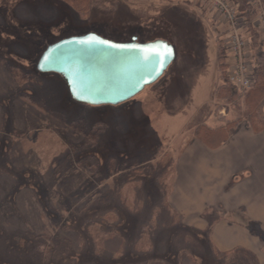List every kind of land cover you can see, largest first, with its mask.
Segmentation results:
<instances>
[{"label":"rangeland","instance_id":"1","mask_svg":"<svg viewBox=\"0 0 264 264\" xmlns=\"http://www.w3.org/2000/svg\"><path fill=\"white\" fill-rule=\"evenodd\" d=\"M119 1L116 8L106 0L88 15L78 0V17L54 0H0V264H164L133 256L134 246L154 248L156 255L171 248L180 251L177 264H200L188 253L213 250L205 252L198 241L215 247L209 229L186 225L195 222L192 214L171 215L174 168L196 128L238 119L240 133L222 152L192 151L204 168L194 169L191 185L178 186H186L190 198L204 188L207 226L228 223V245L236 248L220 250L219 264H264V134L245 129L246 93L234 99L217 93L215 39L222 27L213 29L214 13L185 0ZM129 28L166 38L176 57L155 84L125 103L74 104L61 79L35 72L40 55L57 41L85 31L125 35ZM246 217L261 226L251 227ZM147 220L158 229L155 239L145 230L136 240ZM179 224L191 230L184 254L171 234Z\"/></svg>","mask_w":264,"mask_h":264},{"label":"water","instance_id":"2","mask_svg":"<svg viewBox=\"0 0 264 264\" xmlns=\"http://www.w3.org/2000/svg\"><path fill=\"white\" fill-rule=\"evenodd\" d=\"M175 57L174 47L161 39L119 43L91 32L49 45L35 68L60 76L74 102L112 107L155 84Z\"/></svg>","mask_w":264,"mask_h":264},{"label":"trees","instance_id":"3","mask_svg":"<svg viewBox=\"0 0 264 264\" xmlns=\"http://www.w3.org/2000/svg\"><path fill=\"white\" fill-rule=\"evenodd\" d=\"M54 1L57 3H62L69 10L74 12V14H76L78 17H80L82 15V13L80 12V10L82 9V6L81 7H74L73 6V4L78 0H54ZM80 1H83L82 5H84V2L86 3L87 8H86L84 13H86V14L88 13V15L90 14V12L92 10L99 9L103 6V4L105 5V3H106V0H80ZM117 2L119 4L120 1L119 0H109V3H111L116 8L118 7ZM235 2H236V4L239 5V9L244 13V17H245V20L247 23V32H248V35L250 37V41H251V45H252V50H253V59H252L253 60V70H252L253 84L249 90L239 91V90L235 89L234 87H232L227 82V79H226L227 55L222 48H218V50H217V66H218L219 73H220V79L222 80L223 85L218 88L217 93L219 94V97L224 98V99L227 98V96H225V93L228 94L229 98H232V99L235 98L237 92L238 93L239 92L246 93V95L243 97V104H244V108H245V111L243 113V117L245 120L244 123L248 129H250L253 133L257 134V133H261L264 131V113L261 111V107L264 106V39L254 29H252L251 23H252V20L255 16L256 12L250 7V5H248L245 2V0H236ZM109 13H111V12H109ZM88 32L89 31H85V32H82L80 34H85ZM126 32H128V34H125L126 36L124 35L125 31H122V30L117 31V32L112 31L111 34L110 33L108 34V32H105V30L98 31L96 33L98 35L104 37V38H107V39H110V40H113L116 42H129L131 37H133V36H136L138 38V41L141 43L150 42V41H153L156 39H162V40H166L167 42L172 44L176 50V47L174 46V44L172 42H170L169 40H167L166 38H162L161 36H155L152 38V36L149 35L150 31L146 32V31H142V29L132 30L131 28H129L128 30H126ZM153 34H158V31L157 30L153 31ZM35 72H37L36 69H35ZM40 75L46 76L48 74H40ZM50 75H52L54 78L61 79L58 75H55V74H50ZM61 81H62V79H61ZM65 87H66V85H65ZM66 90H67V87H66ZM67 92H68V90H67ZM68 95H69V93H68ZM229 98H228V101H229ZM73 103L76 104L75 102H73ZM102 108H105V107H102ZM238 120L235 121V123H237ZM235 123H233V121H230L226 124L225 127L219 128L217 130L209 129L206 126H200L196 129V131L194 132V135H195V138H197L200 142H202L208 148L216 149V148L222 146L224 143H226L231 138V136L234 134V131L238 127L237 125L240 124V121L237 124H235ZM78 124H79V122H78ZM156 207L158 208V206H156ZM150 217H151V215H150ZM148 221L149 220H147L146 224L143 225L142 228L140 229V231L138 233V237L136 238V240H140L142 238V236L144 234L143 232L145 230H148V232H149L148 233L149 239L153 238L154 234H152V231L154 230V232H156L155 230H158V229L157 228L156 229L148 228V226L151 227ZM248 223H249V225H251V227L258 226V224L252 223L250 221H248ZM160 231L164 232L162 229H160ZM174 231L175 232L179 231V233H173ZM188 231H191V230L188 229L187 226H185L184 224L176 225L175 230L171 231V234L177 235V241L182 246L181 251H183L182 252L183 254L187 252L188 248H186V246L188 247V245L190 243H192V240L187 241V239L189 238L188 237L189 235L187 234ZM192 232H195V231H192ZM251 233H253V231H251ZM206 236L209 237V234H206ZM192 237H195V236L193 235ZM153 239H155V237ZM193 240H195V242H196V239H193ZM136 242L137 241L133 242V244H132V242H130V244L133 246L136 244ZM151 242H153V241L151 240ZM198 242L202 246V248H204L205 252H206V249L208 251L210 250V248H211V250H213L212 254L210 253L211 250L209 252L212 255V257H211V255L209 256L207 252H206V255H203V256L200 255L199 253L198 254L188 253V254H190L192 256L195 255V257H198L200 264H219L217 262V260L220 257V254L216 250L212 249V246L207 241V239L204 238ZM134 247H132L133 251L130 250L132 255L135 257L136 256L141 257L142 260H145V262H149L151 260H154V261L161 262L164 264H177L178 263V257H179L178 253L180 251L177 252V250H176V252H175V250L168 248V249H165L164 252H162V254L158 253V255H156L155 254L156 251L154 250V248H152L153 249L152 251L143 252V251H137L136 249H134ZM171 257H172V259H171ZM167 259H170V260H167ZM175 260H176V262H174Z\"/></svg>","mask_w":264,"mask_h":264},{"label":"crops","instance_id":"4","mask_svg":"<svg viewBox=\"0 0 264 264\" xmlns=\"http://www.w3.org/2000/svg\"><path fill=\"white\" fill-rule=\"evenodd\" d=\"M178 1V0H176ZM236 1V0H234ZM185 3H187L190 6H193L195 9H198L201 12H205L206 10H208V12L210 13H214L212 11V9L210 8V6L206 3H204L202 0H185ZM237 6H239L237 4ZM213 29H217L219 27H222V31H220L219 33H217L216 37L218 35H222L227 27L226 24L224 23V21H222L217 14H213L212 17V23H211ZM217 32V31H216ZM217 49V48H216ZM217 60V57H216ZM217 62V61H216ZM218 69V66H217ZM219 71V69H218ZM220 77V74H219ZM221 80V79H220ZM222 86V83L221 85ZM219 86V87H220ZM218 87V88H219ZM217 88V89H218ZM216 114V113H215ZM221 114V112H220ZM201 126H206V125H201ZM241 125H239L236 130L234 131V134L231 136V138L224 143L222 146L216 148V149H211L208 148L207 146H205L202 142H200L197 138H195V140H193L190 144H189V149L186 151L185 155L181 157V159L178 160L175 168H174V173H175V178L173 180H171V185L173 188H171V193H169L167 200H168V205L171 207V209L173 210V213H171V215L173 214H177V216H181L183 217V215H188V214H192L195 222L194 223H185L187 226L189 227H193L199 231H206L209 229V238L211 237L213 245H214V249L216 250V248L218 250H216L218 253L222 252H226L229 253L231 252L234 248H236V246H231L228 245V239L233 237V236H226L227 232H229V228L226 229L228 223L225 220L222 221H218L214 226H207V223L205 221V219L203 218V216L206 214L207 211H209L210 206L208 204H203V201H209V198H207V195H204V188H202L199 192V194H197L199 196V198H196L197 195L193 196V197H189V193H188V188L185 186L183 187V189H179L178 183H186L191 185L193 183L194 177H195V170L194 169H203L204 168V163L202 160L198 161L197 159H193L192 158V151L196 150L197 153L199 152H208L211 153H217V152H222L225 147L227 145H229V142L234 138L235 136L240 133V128ZM200 127V126H199ZM208 127V126H206ZM209 129L212 130H217L220 127L217 128H210ZM197 129V128H196ZM245 129L252 135L254 136H259L261 134H264V131L261 133H253L250 129H248L245 126ZM188 152V153H187ZM191 154V155H190ZM198 155V154H197ZM196 155V157H197ZM207 168V166H205V169ZM202 171V170H200ZM246 175L249 176L250 173L246 172ZM206 176L202 177V181H198V184L201 186L202 184L200 183H205L206 180ZM203 187V185H202ZM195 188L194 186L191 187ZM193 190H191L192 192ZM210 202V201H209ZM222 208H224V206H222ZM199 210V212H198ZM234 210L233 207L230 208V211ZM240 210V209H238ZM175 212V213H174ZM245 216V215H244ZM247 220H249L252 223L258 224L254 221H252L251 219H249L248 217H246ZM182 222H185V219L182 218L181 220ZM205 221V222H204ZM227 224V225H226ZM261 226V225H260ZM216 232H220L222 233V235L224 234L225 239H221L218 237V235L216 234ZM251 245H255L257 244V241L255 240V242L253 241V239H251V237H249V234L246 232L245 234ZM254 242V243H253ZM225 245V247L223 246ZM219 247H221V249H219ZM221 250V251H220Z\"/></svg>","mask_w":264,"mask_h":264},{"label":"built area","instance_id":"5","mask_svg":"<svg viewBox=\"0 0 264 264\" xmlns=\"http://www.w3.org/2000/svg\"><path fill=\"white\" fill-rule=\"evenodd\" d=\"M208 3L218 17L224 21L228 30L223 36V46L229 55L227 69L228 83L239 90H247L253 84V64L251 60L252 46L245 28L243 18L232 0H202ZM257 8L254 25L264 37V10L259 0H249Z\"/></svg>","mask_w":264,"mask_h":264}]
</instances>
